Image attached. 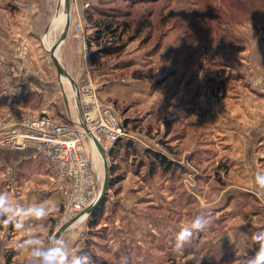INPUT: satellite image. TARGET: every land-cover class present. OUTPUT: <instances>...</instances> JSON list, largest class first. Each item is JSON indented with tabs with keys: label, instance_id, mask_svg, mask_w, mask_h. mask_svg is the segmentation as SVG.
<instances>
[{
	"label": "rangeland",
	"instance_id": "1",
	"mask_svg": "<svg viewBox=\"0 0 264 264\" xmlns=\"http://www.w3.org/2000/svg\"><path fill=\"white\" fill-rule=\"evenodd\" d=\"M70 7L71 37L61 46V64L77 87L85 72L91 73L101 86L99 97L114 103L134 140L122 142L116 156L108 153L110 183L97 207L99 223L89 227L90 216L67 229L61 237L69 248L78 254L89 251L99 264H120L121 256L128 264H237L253 255L257 245L251 235L264 230V197L256 194L254 183L255 174L264 173L259 99L240 105L223 68L249 50L243 66L248 84L258 89L261 64L251 55L259 54V36L264 35V0H71ZM61 11V0H0V80L12 78L14 66L25 69V80L37 72L49 84L45 90L30 82L31 89L13 86L10 94L19 103L0 105L1 112L15 104L34 115L46 110L76 119L70 105L75 98L66 92L67 110L53 54L43 43ZM88 11L102 27L114 22L116 36L89 46L96 29L87 20ZM78 21L82 39L73 30ZM28 29L40 31L32 42L21 36ZM1 91L0 83V97ZM87 143L100 194L104 162L98 169ZM154 154L171 160L173 169L164 170ZM4 180L0 170V192H8L13 201L55 206L43 222L46 230L40 222L33 224L42 240L64 226L61 198L42 166L29 160L17 184ZM208 209V230L182 253L174 252L176 233ZM24 238L13 226L0 225V264H26L28 250L15 248Z\"/></svg>",
	"mask_w": 264,
	"mask_h": 264
},
{
	"label": "built area",
	"instance_id": "2",
	"mask_svg": "<svg viewBox=\"0 0 264 264\" xmlns=\"http://www.w3.org/2000/svg\"><path fill=\"white\" fill-rule=\"evenodd\" d=\"M75 36L83 38V25L73 24ZM24 50H28L25 46ZM49 69H52L49 64ZM255 67L250 72L256 73ZM52 80L57 79L52 76ZM78 84L81 98V121L58 117L44 110L34 115L11 104L0 111V147L14 152L31 153L27 156L44 167L52 189L61 198V225L79 217L95 200L98 190L86 148L87 140L95 138L109 153L119 141L134 140L114 103L99 97L100 84L85 72ZM264 85V70L259 67L256 85ZM77 125L84 126L88 133ZM20 162H0L4 182L16 184Z\"/></svg>",
	"mask_w": 264,
	"mask_h": 264
},
{
	"label": "clouds",
	"instance_id": "3",
	"mask_svg": "<svg viewBox=\"0 0 264 264\" xmlns=\"http://www.w3.org/2000/svg\"><path fill=\"white\" fill-rule=\"evenodd\" d=\"M257 195L264 197V173L257 172L254 177ZM55 212V206L45 202L21 203L13 201L8 192H0V225H11L17 231H22L25 238L15 246L16 250H28L26 264H91V257L78 254L75 248H69L67 242L57 235H50L42 240L33 232V224L40 222L42 231L46 230L43 223ZM212 211H202L192 220L189 226L181 228L175 235L173 251L182 253L200 233L208 230L211 224ZM251 240L257 245L251 256L240 258L237 264H264V230L251 235ZM231 242H233L230 239ZM120 264H128L127 257H120ZM200 264V261L198 262Z\"/></svg>",
	"mask_w": 264,
	"mask_h": 264
},
{
	"label": "crops",
	"instance_id": "4",
	"mask_svg": "<svg viewBox=\"0 0 264 264\" xmlns=\"http://www.w3.org/2000/svg\"><path fill=\"white\" fill-rule=\"evenodd\" d=\"M39 5H40V3H39ZM40 7H41V5H40ZM42 22H43V20H42ZM44 25L45 24L43 22L42 25H40V26L44 27ZM36 26H37V24L35 25V27ZM53 26H54V24L52 23V28H53ZM36 30H38V29H36ZM63 30H64V28H63ZM31 32H32V34H31ZM39 32L40 31H37V33L40 35ZM27 33H29L31 35L29 36V34H26L25 30H22L21 36L22 37L28 36L27 39H29V41H31V42L37 37V33L34 32L33 30H31V31L29 30V32H27ZM33 36H36V37H33ZM55 42L56 41L54 39V43ZM43 43L46 46L45 37L43 38ZM36 50L37 49H35V51ZM248 52H249V50H245V52H242L240 55H237L238 58L237 57L232 58V61H234L235 63H231L230 61L229 62L227 61V63H229V65L227 64L225 66L227 69L224 67L223 71H227L228 76H226L227 77L226 80H227L228 86L230 87V90H232L233 92L237 91V93H239L238 99H240V102H239L240 105H243V106L247 105V104L249 105L250 102L253 103V102L257 101V98L259 99V150L260 149L263 150L264 149V85L262 87H258V89L255 90L247 82V78H248L247 68L245 65L243 66V64L245 62L244 59L247 58ZM251 57H252L251 59H254V60H256V62L261 64V67L264 70V35L259 36V54L257 52V54H255V56L253 54V55H251ZM11 68L13 71H15L14 76H12L10 74L13 79L11 77H8L7 75H4L2 81L0 80V83L2 84V91L4 92V96L0 97V105H2V106H5V104L8 105L10 102H14V103H16V105H17V103H19L17 98L14 97L12 94H10L9 90H11L13 88V86L14 87L15 86L22 87V85H23L26 89H31V87L28 85L29 82L33 86V88L35 87V88H38L41 90L42 89L45 90V87L49 86V84L45 82L46 80H44V79L42 80L40 78L39 74H37V72H35L36 74H32V75L29 74V77H28L29 81H28V80H25V78H24V75L26 73L24 68H22L20 70L19 67H15V69L18 68L20 70V72L18 70H14L13 69L14 66H11ZM231 83H233V84L231 85ZM247 84H248V87L246 86ZM248 89L252 90L253 93H250V91ZM66 92H68V91H66ZM254 92H258L259 96H257V93H254ZM68 93L74 97V95H72V93L70 91ZM105 100H108V99H105ZM238 131H240V130H238ZM208 132L212 133L213 131L209 129ZM230 133H231V131L228 134L229 136H231ZM30 153H31L30 150H28L26 152H14V151H10V150L3 149L0 147V162H3L5 164H13L16 162H20V166H19V170H20V169H23V166L25 164L29 163L27 156ZM30 161H32V160H30ZM32 164L37 165V166H41V165L36 164L33 161H32Z\"/></svg>",
	"mask_w": 264,
	"mask_h": 264
},
{
	"label": "bare ground",
	"instance_id": "5",
	"mask_svg": "<svg viewBox=\"0 0 264 264\" xmlns=\"http://www.w3.org/2000/svg\"><path fill=\"white\" fill-rule=\"evenodd\" d=\"M62 2V11L59 13L58 16L53 18L52 23L54 24L53 28L51 29V33L45 36V43H46V47L52 52L53 54V58L55 60V64H57L59 66V68H61L62 70V75H61V80L64 84V88L65 91H70L72 93V95H74L75 98V105L73 103H71V109L73 111L72 114H74V116H76V119H74L76 122L78 123H82L81 121V98H80V94H79V89L77 87L76 82H74L71 79L70 74L63 68L62 66V59H61V46L63 45V41H64V35H65V30L67 27V23L68 20L66 19V13H65V6L67 4L66 0H61ZM64 8V9H63ZM64 28V30H63ZM63 30V31H62ZM58 33H62L57 40L56 43H54V39L56 38V35ZM87 143L89 145V148L92 149V153H93V161L95 163V165H97L98 169L102 170V165H103V160L101 158L100 152L97 149L95 143L93 142V140H87ZM92 163V161H91ZM104 167H105V176H106V171H107V165L104 163ZM95 173V172H94ZM101 174L103 173L102 171L100 172ZM97 178V177H96ZM97 181V185H98V180ZM105 184V182H104ZM104 188V187H103ZM98 189H99V185H98ZM99 192L97 191V195L94 201L97 200ZM86 211H83V213L78 217V222L76 224H74L72 227H75L76 225L82 223L85 218L87 217L86 215ZM67 229L63 230V232L61 233V235L66 231ZM60 235V237H61Z\"/></svg>",
	"mask_w": 264,
	"mask_h": 264
},
{
	"label": "water",
	"instance_id": "6",
	"mask_svg": "<svg viewBox=\"0 0 264 264\" xmlns=\"http://www.w3.org/2000/svg\"><path fill=\"white\" fill-rule=\"evenodd\" d=\"M67 1V4L65 6V13H66V19L68 20V23H67V27H66V30H65V35H64V41H63V45L68 43L69 39H70V35H71V29H72V18H71V13H70V10L69 8L71 9L70 7V4H71V0H66ZM59 9L61 10V6L59 5L58 6ZM55 58V57H53ZM55 62V60H54ZM56 67H57V72H58V75H59V81H60V90H61V94H62V98L64 100V103L66 104V107H67V110H69V103H68V100H67V96H66V91H65V88H64V84L61 80V75H62V70L61 68H59V66L57 64H55ZM78 128L83 131L84 133H88V129L84 126H80V125H77ZM92 140L93 142L95 143L97 149L99 150L100 152V155H101V158L103 160V162L107 165V171H106V176H105V184H104V188L102 189L101 193H100V196H98L97 200L94 201L88 208H87V211H86V215H87V218L86 220L93 215V213L95 212V210L97 209L100 201L102 200V198L106 195L107 193V189H108V186H109V183H110V165L108 164V153L104 150V148L101 146V144L95 139L92 137ZM78 217L77 218H74L73 220L69 221L68 223L64 224V226H62L56 233L55 235L59 236L61 235V233L63 232V230L65 229H69V228H72V226L74 224H76L78 222ZM85 220V221H86ZM83 223V222H82ZM79 225V224H78Z\"/></svg>",
	"mask_w": 264,
	"mask_h": 264
},
{
	"label": "trees",
	"instance_id": "7",
	"mask_svg": "<svg viewBox=\"0 0 264 264\" xmlns=\"http://www.w3.org/2000/svg\"><path fill=\"white\" fill-rule=\"evenodd\" d=\"M234 3V2H233ZM242 4V3H241ZM220 9V7H218ZM89 15L87 17V20L92 22V27L96 29V32H94L93 35L89 36L88 38V45H96L98 46L101 40L107 35H110V37H115L116 33L119 31L118 28H114V22H106L104 24V27L100 26L99 20H94L93 14L90 13V11L87 12ZM141 31V30H140ZM98 53L95 52L94 56H96ZM124 146L122 145V142L119 141L115 144V147L111 150L110 155L116 156L120 148ZM155 158L158 160V163L161 167L164 168L166 171H171L173 169V162L169 160L168 158H165L163 155L160 154H154ZM152 167H155L154 165ZM114 168V167H113ZM101 208L98 210H95L93 213L91 220L89 222V227H95L99 223V219L101 218ZM79 254H87L91 257V264H99V261L94 255H91L89 251H81Z\"/></svg>",
	"mask_w": 264,
	"mask_h": 264
}]
</instances>
